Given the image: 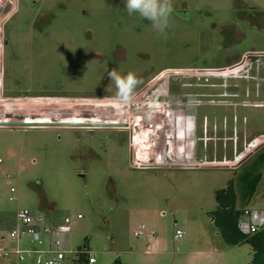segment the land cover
Returning <instances> with one entry per match:
<instances>
[{"label": "rangeland", "instance_id": "374dc122", "mask_svg": "<svg viewBox=\"0 0 264 264\" xmlns=\"http://www.w3.org/2000/svg\"><path fill=\"white\" fill-rule=\"evenodd\" d=\"M172 6L165 37L147 19L130 15L124 0H0V121L130 118L131 125L136 114L127 103L145 111L147 98H171L169 106L150 109L167 115L158 142L152 128L131 141L128 131L106 127L0 126L5 244L17 212L26 208L37 225L70 217L61 248L87 244L96 264L117 257L124 264L252 260L250 244L228 243L213 218L216 191L229 180L238 190V176L255 170L256 154L264 151L255 141L244 151L246 139L264 141V106H243L264 102V0H172ZM110 70L132 71L142 80L127 103L116 101ZM208 71L214 94L206 89ZM198 96L194 106L176 101ZM167 111L188 116L177 127ZM138 120L144 127L147 117ZM134 146L140 161L152 164L134 166ZM233 149L237 163L210 164L223 151L232 160ZM257 170V191L246 204L238 190L239 208L264 209V165ZM0 264L34 262L8 256Z\"/></svg>", "mask_w": 264, "mask_h": 264}, {"label": "built area", "instance_id": "2783aa9c", "mask_svg": "<svg viewBox=\"0 0 264 264\" xmlns=\"http://www.w3.org/2000/svg\"><path fill=\"white\" fill-rule=\"evenodd\" d=\"M226 69V68H225ZM226 73V72H225ZM227 75V74H226ZM212 76V72H207V78H206V85L208 87L206 88L209 94H214L209 89V82L210 78ZM218 92H215V94ZM227 95V94H226ZM232 96H237V95H232ZM201 96L198 97H180L176 98V101L179 105H186V106H194L196 102H200ZM171 98H167L165 96H157V97H151L147 98L144 102V105L148 106V110L150 111V115L147 117V120L149 118H155L157 116L167 119V115L162 114V113H155L153 112L154 109H159L161 106L164 108L165 105L169 106ZM157 100H161L162 102H154ZM182 101V102H180ZM235 104V103H234ZM130 109L131 105L127 103ZM137 107H143L140 104H134ZM156 105V106H155ZM243 105V104H242ZM249 105V106H264L263 101H259V103H244L243 106ZM154 106L155 108H153ZM124 109V110H126ZM153 109V110H150ZM123 110V111H124ZM122 111V110H120ZM163 112L162 110H159ZM166 114H171L173 115V118L175 119L177 116H175L173 113L164 112ZM188 116V115H186ZM186 116H182L183 118ZM190 116V115H189ZM195 117V116H194ZM146 118V117H144ZM145 123V126L142 127V130L140 131V134L144 131V128L146 129L148 123ZM121 121V120H117ZM176 121V120H175ZM140 122L138 125L140 126ZM177 124V121H176ZM139 134V136H140ZM139 136H135L139 137ZM259 136L256 137L258 139ZM133 140V137L131 138V141ZM261 144L264 143L263 140H255L254 137L251 138V140L246 139V147L244 148L245 150H249L250 147L254 144ZM227 142V140H225ZM136 146H134V149ZM232 150L234 153V156L231 160V158H228V155L224 154L220 159H217V154H214V160L210 162V164L217 165V166H227L231 164H235L238 162V158L236 155L238 153V149ZM167 152V151H166ZM131 162L134 166H142L144 164H152L150 162H144L140 161L141 157L138 153V150L135 149V151L131 154ZM179 156V153L176 154V156ZM185 157H188V154L184 155ZM205 158L207 156H204ZM161 158V157H160ZM159 162H153L157 163L158 165ZM168 161V160H165ZM170 162V160L168 161ZM174 163H177V160L173 161ZM3 163L2 158L0 157V166ZM165 165V164H164ZM163 166V165H162ZM12 192H14V189H11ZM13 199V197H11ZM33 212L29 209H20L17 214H16V224L15 226L9 231L8 233V244H5L4 242L6 241L5 237H2L0 239V259L3 257H10V256H16L20 260L25 259V257H29L32 259L34 264H85L84 262H81L79 260V251H64L61 243L60 236L62 233H65L69 231L70 229V224L72 222V219L68 216H65L61 221L58 222H51L48 224H43V225H37L34 224L33 222ZM82 215L78 214L77 219H81ZM39 220H42V216L38 218ZM238 230L244 234V235H251L256 233L257 231L261 230L264 228V209H244L238 219ZM177 238H183L184 236V231L183 230H176L175 233ZM81 251H85V249H82ZM86 252V263L87 264H96L97 260L94 255H90L87 250Z\"/></svg>", "mask_w": 264, "mask_h": 264}, {"label": "trees", "instance_id": "16d2710c", "mask_svg": "<svg viewBox=\"0 0 264 264\" xmlns=\"http://www.w3.org/2000/svg\"><path fill=\"white\" fill-rule=\"evenodd\" d=\"M259 165L255 170L247 171L238 176L239 192L244 203H249L254 197L261 180V172L258 171L264 165V151L256 154ZM234 180H229L227 187L217 190L215 198L217 209L214 211V221L217 223L228 243L232 245L242 242L249 243L253 250V257L249 264H264V228L251 235H244L238 230V219L245 208L237 206L238 190ZM83 249L87 250V244ZM79 251V260L86 263V252ZM112 264H124L120 258H116Z\"/></svg>", "mask_w": 264, "mask_h": 264}, {"label": "clouds", "instance_id": "9594fccd", "mask_svg": "<svg viewBox=\"0 0 264 264\" xmlns=\"http://www.w3.org/2000/svg\"><path fill=\"white\" fill-rule=\"evenodd\" d=\"M124 8L130 15L138 14L147 19L157 33L167 36L171 14L174 11L172 0H124ZM107 75L115 84V99L118 103H127L132 98L134 89L142 83L132 71L121 75L116 70H110Z\"/></svg>", "mask_w": 264, "mask_h": 264}, {"label": "water", "instance_id": "95a60500", "mask_svg": "<svg viewBox=\"0 0 264 264\" xmlns=\"http://www.w3.org/2000/svg\"><path fill=\"white\" fill-rule=\"evenodd\" d=\"M183 117L182 116H177L175 120L177 121L176 126L178 127L181 123ZM165 118L157 116L155 118H149L148 122L149 124L147 125L145 130H151L153 129V135L151 136L153 141L158 142V138L160 136V132L162 129V126H164L165 123ZM151 123V124H150ZM0 126H6V127H40V126H60V127H127V123H112V122H102V123H90V122H38V123H29L24 121H19V122H13V121H0ZM157 127V129H155ZM225 127H228V124L225 125ZM164 130V128H163ZM166 130V129H165ZM165 130L164 133L165 134ZM185 146L188 145L187 142H183ZM167 153V152H166ZM172 161H175V159H172Z\"/></svg>", "mask_w": 264, "mask_h": 264}, {"label": "flooded vegetation", "instance_id": "af4514ba", "mask_svg": "<svg viewBox=\"0 0 264 264\" xmlns=\"http://www.w3.org/2000/svg\"><path fill=\"white\" fill-rule=\"evenodd\" d=\"M130 107H131L130 110L129 109L128 110L131 113L136 114V116L133 118L134 122L131 123L132 126L130 125V122H129L130 118H128L127 122H123V123H127V125H128L127 127H106V128H113V129H117L119 131H128L130 134V139H131L132 137L139 136L140 131L142 130V127L138 125V123H139L138 119L139 118L144 119V117H148L150 115V111L149 110L141 111L142 108L137 107L134 104H131ZM159 112H161V111H159ZM125 114H126V116L128 115L127 113H125ZM88 128H94V127H88Z\"/></svg>", "mask_w": 264, "mask_h": 264}, {"label": "crops", "instance_id": "0c3cea01", "mask_svg": "<svg viewBox=\"0 0 264 264\" xmlns=\"http://www.w3.org/2000/svg\"><path fill=\"white\" fill-rule=\"evenodd\" d=\"M193 150H194L193 152H196L197 149L193 148ZM184 154H187V153L185 152ZM224 154H226V152L223 151L222 156H223ZM226 155H227V154H226ZM130 157H131V152H130ZM228 158H229V157H228ZM230 158H231V157H230ZM14 226H15V224H14ZM14 226H13V227H14ZM13 227H12V228H13ZM12 228H11V229H12ZM11 229H10V230H11ZM177 230H180V229H177ZM184 235H185V232H184ZM2 237H5V236H4V235H1V236H0V239H1ZM200 253H201L203 256H206V257H207L208 254H209V253H207V252H205V251H200Z\"/></svg>", "mask_w": 264, "mask_h": 264}]
</instances>
